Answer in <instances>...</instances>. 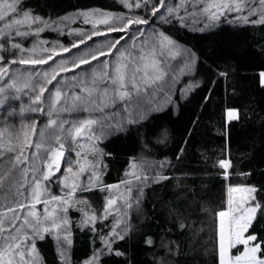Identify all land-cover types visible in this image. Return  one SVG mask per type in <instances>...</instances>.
<instances>
[{"label": "snow or ice", "instance_id": "snow-or-ice-1", "mask_svg": "<svg viewBox=\"0 0 264 264\" xmlns=\"http://www.w3.org/2000/svg\"><path fill=\"white\" fill-rule=\"evenodd\" d=\"M120 4L127 11L90 7L52 18L37 13L26 0H0V264H46L38 242L48 237L59 264H75L74 224L94 234L92 253L82 264H103L112 254L126 256L114 245L140 231L134 217L141 212L145 188L175 178L166 171L174 165L133 156L124 179L105 183V158L113 153L101 142L133 129L142 134L146 148L150 135L160 141L161 136L147 127L152 114L161 109V100L179 104L186 98L201 81H187L176 96L173 85L181 75H194L205 62L183 42L181 30L205 33L221 24L237 31L252 27L262 34L257 44L264 50V0ZM76 20L92 27H71ZM66 29L73 35L68 43L57 38L49 46V39L40 36L45 30L64 35ZM30 37L31 46L26 47ZM219 74L227 77L228 72ZM260 77L264 83V71ZM226 116L229 122L239 120L240 109L229 107ZM160 131L166 140V129ZM85 150L92 159L81 155ZM218 167L227 177L230 156L219 159ZM53 184L59 194L51 190ZM176 187H183L188 202L196 201L189 194L197 189L180 183ZM92 189L107 193L106 203L101 199L97 204L99 212L81 206L89 197L77 196ZM227 192L226 208L205 209L214 222L218 217L212 264H264V184L229 185ZM71 209L82 213L75 221ZM170 212L184 233L194 238L200 234L191 214L173 208ZM112 213L116 215L111 226L103 232L97 221ZM142 243L154 253V264H171L170 258L180 253L179 244L166 243L164 237L157 240L154 234L144 233Z\"/></svg>", "mask_w": 264, "mask_h": 264}, {"label": "trees", "instance_id": "trees-1", "mask_svg": "<svg viewBox=\"0 0 264 264\" xmlns=\"http://www.w3.org/2000/svg\"><path fill=\"white\" fill-rule=\"evenodd\" d=\"M26 3L37 13L52 18L90 7L127 11L120 0H26ZM90 26L80 21L74 23V27L87 29ZM261 35L258 29L248 27L237 31L229 24H221L205 33L181 30L179 36L183 42L197 50L205 62L198 66L194 75H181L173 85L176 96L183 92L187 81H201L186 98L152 114L147 127L161 136L160 141L150 135L147 141L150 146L146 148L142 134L138 136L133 129L101 142L106 152L113 153L105 158V183L124 179L133 156L153 162L170 161L174 167L166 171L175 177L145 188L141 212L134 217L140 231H133L130 238L114 245L125 250L127 255L105 256L103 264H154V253L142 243L144 233L154 234L157 240L164 237L166 243L171 240L179 244L180 253L170 258L171 264H212V236L218 217L214 222L212 212L205 209L226 208L229 185L264 184V86L260 78L264 71V50L257 44ZM45 37L52 41L54 33L46 32ZM63 40L66 42L67 37ZM28 45L26 43V47ZM222 71L228 72L227 77L219 74ZM229 107L240 109L239 120H227ZM161 129L167 131L166 140ZM84 156L93 158L91 153ZM229 156L232 167L225 177L218 161ZM249 172V175L241 174ZM178 183L197 189L189 194L197 197L194 203L185 199L183 187H176ZM56 188L55 184L51 186V190ZM81 194L89 197L82 207L101 211L97 204L101 199L105 201V191L92 189L91 193ZM170 208L178 209L184 215L191 214L195 220L194 228H200V234L194 238L180 230ZM70 215L75 221L82 213L71 209ZM115 215L112 213L108 219L97 221V227L107 232ZM165 228L172 230L165 232ZM73 230L72 258L75 264H82L92 253L94 234L86 228H76L75 224ZM95 246H99L98 240ZM38 248L46 264H59L51 237L39 241Z\"/></svg>", "mask_w": 264, "mask_h": 264}, {"label": "rangeland", "instance_id": "rangeland-1", "mask_svg": "<svg viewBox=\"0 0 264 264\" xmlns=\"http://www.w3.org/2000/svg\"><path fill=\"white\" fill-rule=\"evenodd\" d=\"M76 21H79V20H76ZM75 21V22H76ZM75 22H73V23H71V27H74V23ZM92 26H90L89 28H87V29H90ZM46 32H53L54 33V37H53V39L55 40V39H57V38H59L62 42H64V43H68L69 41H72L73 40V35H69L68 34V29H66L65 30V34L64 35H59L57 32H55V31H52V30H45L43 33H41L40 34V36H41V38L43 39V38H46L45 37V33ZM111 35H119L118 33H113V34H111ZM64 37H67V40H66V42L63 40V38ZM104 37L103 36H101V37H93V41H98V40H102ZM31 40H32V38L30 37L29 38V40L26 42V43H28L29 45H28V47H30L31 46ZM54 40H52V41H50V44H49V46H51V43L54 41ZM93 41H87V43L88 44H92L93 43ZM81 48L82 47H84L83 45H81L80 46ZM76 51V49H73V52H75ZM64 55H67V54H64ZM49 63H51V62H49ZM21 67H28V66H21ZM261 78V77H260ZM263 86H264V83H261ZM47 95V94H46ZM161 104H162V107H161V109H164V108H167L168 106H170L172 103H166L165 101H163V100H161ZM41 123H43V119L41 120ZM88 152L85 150L84 152H82L81 153V155L82 156H84V154H87ZM72 156H73V158H75V153H72ZM66 158H67V153H66ZM65 171V168H64V166H63V163H62V166H61V172H64ZM56 175H59V173H57ZM86 175V174H85ZM56 185V184H55ZM53 192H55V193H57V194H59V189H58V187L55 189V190H52ZM81 195H83V194H81ZM81 195H79V193H77V196H81ZM237 195L238 194H236V193H234L233 194V197H234V199L237 197ZM83 196H85V195H83ZM106 199H107V194H106V196H105V203H106ZM120 202L118 201V204H119ZM226 207H227V205H226ZM42 208H43V205H41V210H42ZM92 208L90 207L88 210H91Z\"/></svg>", "mask_w": 264, "mask_h": 264}]
</instances>
